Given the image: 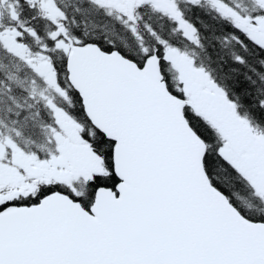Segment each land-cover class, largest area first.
I'll use <instances>...</instances> for the list:
<instances>
[{
    "label": "snow or ice",
    "instance_id": "obj_1",
    "mask_svg": "<svg viewBox=\"0 0 264 264\" xmlns=\"http://www.w3.org/2000/svg\"><path fill=\"white\" fill-rule=\"evenodd\" d=\"M0 264H264V0H0Z\"/></svg>",
    "mask_w": 264,
    "mask_h": 264
}]
</instances>
